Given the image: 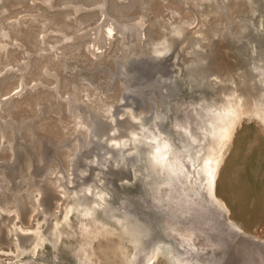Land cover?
Returning a JSON list of instances; mask_svg holds the SVG:
<instances>
[{
  "label": "rangeland",
  "instance_id": "obj_1",
  "mask_svg": "<svg viewBox=\"0 0 264 264\" xmlns=\"http://www.w3.org/2000/svg\"><path fill=\"white\" fill-rule=\"evenodd\" d=\"M44 1L0 0V264H264V0H106L133 3L109 18L144 19L142 42L115 30L95 55L84 33L104 18L78 21L99 4ZM233 97L245 114L217 179L227 216L200 169L222 142L207 119Z\"/></svg>",
  "mask_w": 264,
  "mask_h": 264
},
{
  "label": "bare ground",
  "instance_id": "obj_2",
  "mask_svg": "<svg viewBox=\"0 0 264 264\" xmlns=\"http://www.w3.org/2000/svg\"><path fill=\"white\" fill-rule=\"evenodd\" d=\"M105 1L106 0H58L57 2H55V4H53V0H46V1H44V3L47 4L50 8H53L55 5H59L60 6L64 2L67 3V4L68 3L69 4L70 3L77 4L80 7H76L74 9V13L75 14H77L81 9H83L82 7H84V6L88 7L90 5L99 4V6H98L99 12L94 13V14L92 13V14H88V15H83L80 18V20L78 21V22H80V23H78L80 26L83 25V24H85V25L88 24L90 26V22H92V21H94L96 19L104 18L103 22L100 25H98L96 28H92V30H90L88 32L86 31L84 33L85 36H89V38H90L89 50H90V46L93 47V50L92 51L90 50V51L94 55L96 54L95 53V49H97V50L104 49L109 44V42L112 41L111 37L113 36V32L115 30H117L119 33L122 34L123 40H125V41H126V38H127L126 33L128 31H130L132 34H134V36L135 35L137 36V38H138L137 41L139 43H141L142 42V29L141 28L145 24L144 23L145 22L144 19L140 18L141 19L140 22L139 23L137 22V24H133V26H123V27H121L116 22V20L114 21V20H111L112 18L111 19L109 18V16H112V12H115V13H117V14H119L121 16L123 14V12L126 11V9H129L130 7L133 6V3H135V1H140V0H132L133 3H131L129 5H118L115 1L114 2L112 1L113 3L111 5V7H108V8H107V6L105 4ZM190 1L194 2L195 6H198V5H202V2L205 1V0H190ZM198 7H200V6H198ZM67 14H73V12L56 13L55 15H65L66 16ZM96 21H98V20H96ZM91 31H94V32L91 33ZM143 31H144V29H143ZM181 31L182 30H180L179 32H181ZM82 36L83 35L78 36V37H76V39L81 38ZM3 37H7V35L5 34V35H3ZM152 41H154V40H152ZM153 45H154V47L152 46L153 47L152 52H154L155 54H158V55H160V54L162 55L165 52H168L172 48L173 42L168 40L167 38H164L163 41H161V42L157 41V43H154ZM97 50H96V52H97ZM150 50H147V51H150ZM98 54H100V53H98ZM126 55H127V53H126ZM127 72L128 71H127L126 65L125 64L121 65L118 74L119 75H123L124 73L127 74ZM262 74H264V71H262ZM4 80L5 79H3V81ZM23 84H24V82H23ZM1 85H2V83H0V86ZM68 102H69V104H67V106L68 105L69 106H68L67 110L71 114H73L74 117H77L76 116V110H75L74 106L72 105L73 103L71 104L70 101H68ZM242 107H243L242 99L239 98V97H237V98L233 97L232 99H230V100H228L226 102V104L223 106V108L220 111H216V114L213 113L214 117H209L207 119V122L212 127L210 132L213 133L212 135H216V132L217 133L220 132L221 135H220L219 138H221L222 142H221V149L219 151L218 156L209 157L206 160V162L204 164V167L202 169H200V170H203L202 172L206 175L207 184L205 185V189H206L208 198L211 200L210 202L215 203L222 211H224L226 213L227 216L230 215V211H229L227 205L225 204V202H223L217 196V179H218L219 172H220V170H221V168H222V166L224 164V160H225V157L227 155L226 153L228 152L227 150L229 149L228 147H230V144H232V142H233V139H234V136H235V133H236V128H237V126L240 125L239 123H240L242 117L245 114V113L244 114L242 113L243 111L241 112V109H243ZM145 111H146L145 108H141V110H140L138 115H136L133 111H131L130 112V116L133 119H138V117L141 114H144ZM256 117H258V119L264 124V115L258 114ZM22 128L23 129H29V126L24 125ZM130 134L132 135V137H134L133 140L136 141L137 137H138V134L135 131L130 132ZM115 143H116V145H121V146H126L127 145V141H125V140L116 141ZM155 149L156 150L153 153V160L159 166L164 168L166 171H170L169 168L172 167V165H171V162L169 161L170 159L168 160L169 151L166 150L165 144L163 142H161V143L158 142ZM16 156L17 155H15L14 158ZM43 160H44L43 158H40L41 162H43ZM27 161H28L27 165H28V167L30 169V167H32V161L29 160V159ZM173 168H174V166H173ZM182 172H183V170H181V173ZM200 173H201V171H200ZM3 175H4L3 177H4L5 181L12 182L14 179H16L17 171L16 170L15 171L14 170H9L8 172H5ZM190 175H191V172L188 171V173L185 176H186V178H189ZM201 186H203V185H201ZM35 190L40 192V190H42V188L38 187ZM100 198H102V197L100 196ZM14 203L16 205L17 210H19V211H23V209L25 208V201H24V198L22 196L16 195L15 198H14ZM96 205H99V203H96ZM71 209H72L71 207L66 208V212H65V216H64V222L66 224H68L69 214L71 212ZM92 210H93L92 207H87L86 209H84V213L86 214V216H88L92 212ZM228 221H229V224L232 227H234V224L232 223V221L230 219H228ZM22 231H25V230L22 229ZM262 242L264 243V240H262Z\"/></svg>",
  "mask_w": 264,
  "mask_h": 264
}]
</instances>
